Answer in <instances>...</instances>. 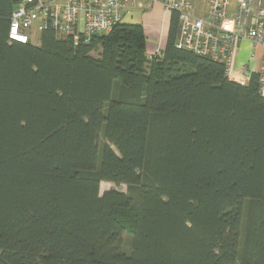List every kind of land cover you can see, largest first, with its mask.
Returning <instances> with one entry per match:
<instances>
[{
	"label": "trees",
	"instance_id": "1",
	"mask_svg": "<svg viewBox=\"0 0 264 264\" xmlns=\"http://www.w3.org/2000/svg\"><path fill=\"white\" fill-rule=\"evenodd\" d=\"M16 2L0 0V264H264L258 74L177 48L174 11L150 57L122 20L9 41Z\"/></svg>",
	"mask_w": 264,
	"mask_h": 264
},
{
	"label": "built area",
	"instance_id": "2",
	"mask_svg": "<svg viewBox=\"0 0 264 264\" xmlns=\"http://www.w3.org/2000/svg\"><path fill=\"white\" fill-rule=\"evenodd\" d=\"M146 7L159 3L178 14L175 46L224 64L228 80L244 85L252 72L246 65L232 68L235 45L248 40L263 50L258 74V91L264 97V0H237L228 18L230 0H208L206 19L193 14L191 0H144ZM139 0H17L9 17V41L38 44L41 32L56 38L87 42L94 34L107 35L122 20L128 7ZM155 55H160L156 53Z\"/></svg>",
	"mask_w": 264,
	"mask_h": 264
},
{
	"label": "crops",
	"instance_id": "3",
	"mask_svg": "<svg viewBox=\"0 0 264 264\" xmlns=\"http://www.w3.org/2000/svg\"><path fill=\"white\" fill-rule=\"evenodd\" d=\"M193 14L206 19L208 0H191ZM237 0H230L228 18H232ZM171 12L166 11L159 3L146 7L144 0H139L135 7H128L122 17L127 23L142 25L145 35V53L147 57L161 54L164 50L169 30ZM257 51V52H256ZM263 50L251 44L248 40H240L235 45L232 68L237 72L242 65H246L250 72H255L259 66ZM255 57L257 59L255 60Z\"/></svg>",
	"mask_w": 264,
	"mask_h": 264
},
{
	"label": "rangeland",
	"instance_id": "4",
	"mask_svg": "<svg viewBox=\"0 0 264 264\" xmlns=\"http://www.w3.org/2000/svg\"><path fill=\"white\" fill-rule=\"evenodd\" d=\"M121 22H125V20H122ZM258 48L262 49L259 45L257 46ZM257 52V51H256ZM91 54L93 56H98L99 55V49H95L91 52ZM257 59V57H255V60ZM109 189H116L120 192H125L126 190V186L124 184L122 185H115L113 183H109V182H102L100 185V193L102 194L104 191H107ZM124 246L127 247L128 243H129V236L127 233H124Z\"/></svg>",
	"mask_w": 264,
	"mask_h": 264
}]
</instances>
